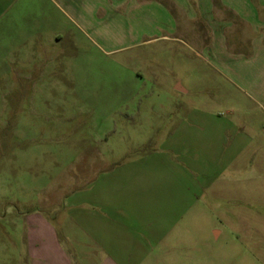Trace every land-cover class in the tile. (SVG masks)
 Returning a JSON list of instances; mask_svg holds the SVG:
<instances>
[{
  "label": "rangeland",
  "instance_id": "rangeland-1",
  "mask_svg": "<svg viewBox=\"0 0 264 264\" xmlns=\"http://www.w3.org/2000/svg\"><path fill=\"white\" fill-rule=\"evenodd\" d=\"M180 1L0 0V264L116 175L182 192L181 264H264V0Z\"/></svg>",
  "mask_w": 264,
  "mask_h": 264
},
{
  "label": "crops",
  "instance_id": "crops-1",
  "mask_svg": "<svg viewBox=\"0 0 264 264\" xmlns=\"http://www.w3.org/2000/svg\"><path fill=\"white\" fill-rule=\"evenodd\" d=\"M175 1L182 7L180 0ZM221 5L224 11L241 12L231 0H221ZM121 182L116 175L109 183L85 190L67 210L34 209L18 218L19 234L5 235L16 248L10 250L11 260L16 264H181L182 252L173 249L185 236L178 226L182 192Z\"/></svg>",
  "mask_w": 264,
  "mask_h": 264
}]
</instances>
